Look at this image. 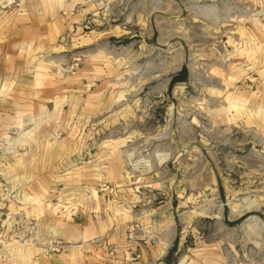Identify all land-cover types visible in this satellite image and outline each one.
Instances as JSON below:
<instances>
[{
	"label": "rangeland",
	"instance_id": "obj_1",
	"mask_svg": "<svg viewBox=\"0 0 264 264\" xmlns=\"http://www.w3.org/2000/svg\"><path fill=\"white\" fill-rule=\"evenodd\" d=\"M55 3L64 73L87 58L113 83L103 115L83 126L124 137L129 185L173 206L184 241L171 264H264V128L246 121V103L264 97V0ZM34 4L0 0V11ZM182 65L188 76L169 91ZM165 153L167 167L145 164Z\"/></svg>",
	"mask_w": 264,
	"mask_h": 264
},
{
	"label": "crops",
	"instance_id": "obj_2",
	"mask_svg": "<svg viewBox=\"0 0 264 264\" xmlns=\"http://www.w3.org/2000/svg\"><path fill=\"white\" fill-rule=\"evenodd\" d=\"M55 1L60 4L36 0L20 13L0 11V140L11 137L0 153V215L8 211L13 220L3 236L16 264H171L184 241L173 206L144 203L145 192L129 185L136 177L124 169L132 148L124 137H104L112 130L107 126H83L103 115L113 83L87 58L64 73L67 47L57 38L66 26L50 9ZM263 98L246 103V121L259 117L262 128ZM157 156L145 164L167 167V154ZM102 183L109 189L100 190ZM25 218L35 222L34 233L71 246L45 255L37 245H19Z\"/></svg>",
	"mask_w": 264,
	"mask_h": 264
},
{
	"label": "built area",
	"instance_id": "obj_3",
	"mask_svg": "<svg viewBox=\"0 0 264 264\" xmlns=\"http://www.w3.org/2000/svg\"><path fill=\"white\" fill-rule=\"evenodd\" d=\"M11 141L10 135L7 136L4 140H0V153L3 152L6 148L7 143ZM22 148H19L21 150ZM102 191H106L109 189V186L106 184H102L99 188ZM58 198H60V192L58 193ZM26 221L24 223L25 226V232L26 235L21 239L19 245L25 246V245H37L40 247L41 251L45 255H54L63 252L67 248L71 246V243L66 242L60 238H54V237H45L40 236L37 233H34V227L35 222L32 219L25 218ZM12 216L10 213L4 212L2 215H0V257H1V263L0 264H16L15 253H12L11 250V240L6 239L3 236L4 229L12 222ZM14 223H18L17 220L14 221ZM128 238L133 239L134 234L133 232L128 233ZM112 253V251H111ZM139 253H136L135 255H132L130 257L131 261L136 260L139 258Z\"/></svg>",
	"mask_w": 264,
	"mask_h": 264
},
{
	"label": "water",
	"instance_id": "obj_4",
	"mask_svg": "<svg viewBox=\"0 0 264 264\" xmlns=\"http://www.w3.org/2000/svg\"><path fill=\"white\" fill-rule=\"evenodd\" d=\"M188 76V67L186 65H182L180 70L172 76L170 79L168 90L170 91L172 89V86L174 83L179 81H184Z\"/></svg>",
	"mask_w": 264,
	"mask_h": 264
}]
</instances>
